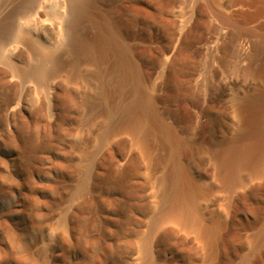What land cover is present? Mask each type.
Wrapping results in <instances>:
<instances>
[{
    "label": "rangeland",
    "instance_id": "374dc122",
    "mask_svg": "<svg viewBox=\"0 0 264 264\" xmlns=\"http://www.w3.org/2000/svg\"><path fill=\"white\" fill-rule=\"evenodd\" d=\"M17 1L0 0V27L1 24L7 26L9 21L16 22V17L22 16L19 10L16 11L19 9L17 3L24 5L25 1L27 5L33 0ZM94 1L98 7L104 6L105 12L111 9L108 15L132 46L135 58L141 62L145 88L149 87L173 130L188 142L184 152L193 156L192 161L187 162L189 174L213 189V196L203 202L205 217L210 222L217 213L225 211L222 201L226 202L229 197L219 187L210 156L233 132L236 117L233 104L237 95L239 100V96L252 87L244 68L255 55V47L243 59L239 58L231 49L238 44L233 26L226 25L203 6L192 14L195 17H191L188 15L191 14L190 0ZM42 4L46 5L47 12L42 7L39 15L47 20L50 16L48 24L56 27L55 14L61 10L63 0H43ZM231 4L233 8L237 7L235 0L223 2L226 13L227 10L234 13ZM239 5L234 15L241 19V11L246 12V8H239ZM181 7L184 11L180 10ZM188 17L193 21H188ZM260 17L248 19V27L264 31V16ZM185 20L187 23H181ZM179 26L187 28H183L177 41L175 36H178ZM255 34L249 39L257 42L254 39L259 35ZM220 35H224V39L219 41L216 49L212 45L215 36ZM22 52L16 63L19 67H29L34 59L28 52ZM3 60L0 58V264H27L22 262L21 248L24 245L33 258L28 264H117L118 261V264H141L137 243L150 234L156 255L153 264H247L253 251L251 240L258 231L255 228L264 218V202L254 199L253 190L256 186L264 187V178H258V181L243 170L244 183L234 189V194L231 193L232 216L218 235L217 250L212 251V254L217 251L216 259L209 255L211 257L206 260L204 253L207 252L194 233H185L171 223L153 226L159 198L156 181L172 169L166 159L167 145L163 140L153 141L156 151L149 164L138 152L130 134L121 132L115 137L110 136L107 110L109 106L113 107L119 96L116 76H111L113 73L107 74L102 84L93 69L86 66L75 80L64 73L57 75L50 90L58 117L50 121L46 113L49 89L37 80H21ZM222 85L226 87L223 93H218ZM102 86L110 94L105 104L102 89H99ZM198 98L199 101L195 100ZM6 108L12 109L15 116L8 117ZM58 162L66 167L60 169ZM81 176L85 181L82 198L71 199L72 187ZM53 181L62 184L60 193L52 188ZM73 199H77L76 203ZM257 205H261L260 208ZM63 214L69 217L68 232L61 228ZM219 240L222 242L218 245ZM16 256L20 263L14 261ZM151 263L147 261L145 264Z\"/></svg>",
    "mask_w": 264,
    "mask_h": 264
},
{
    "label": "bare ground",
    "instance_id": "6f19581e",
    "mask_svg": "<svg viewBox=\"0 0 264 264\" xmlns=\"http://www.w3.org/2000/svg\"><path fill=\"white\" fill-rule=\"evenodd\" d=\"M28 1L26 2L28 3ZM42 1L43 0H33L31 4L28 3L29 5H25V1L24 5L17 3V5L19 4V9H15L16 11H20L19 13L22 15L20 17L21 19L19 17H16V19L18 18L17 21H9L10 23H8L7 26H4L5 24H1V60L3 57V61H5V64L9 66L8 68H11L12 71L16 73V75L19 76L21 80H37L47 89H49V99L48 97L46 98L48 99V107L46 106L48 108V112L46 113L48 114L50 121L57 120L58 117V108L56 109L57 105L55 106L52 101V94L50 90L51 85L54 79H56L55 77H57V75L64 73L68 76V78H72L75 80V78H77L79 75L78 73L82 70V67L86 66L93 69L98 80L102 84V82L107 79V77L105 79V76L107 74V76H109V73H113L111 76H116V86L119 90V96L115 98L116 100L114 99L115 103L112 108L109 106V109L108 106L105 105L109 109L107 110V118L109 123L110 136L115 137L121 132L130 134V138H132L133 142L137 145L136 147L139 148L138 152L140 151L139 153L142 154V156L147 162H149V164H151L150 160L154 156L153 153L156 151L153 141L160 140L161 142V140H163L167 145V149H165L167 150V152H165L167 153L166 159L168 160V163L171 164L172 169L170 170V173L166 172L163 175L161 174V178L158 177L159 180L156 181L159 185V190L157 191L159 194V198L157 197L158 203L156 207V215H154L155 218L153 221V226L157 225L158 227H161L164 224L171 223L177 226L178 228H181L182 231H185V233L186 231L194 233V235L199 239L197 240L200 241V243L203 245V250H206V252L208 253L207 254L203 252L204 254H206L205 259L211 257L209 255H214L211 258H215V254L217 252V249L215 247L217 244L218 235L220 234L221 229H223L222 227L226 223V220L229 219L233 213L232 205L234 203L232 204L233 199L231 193L234 194V189H238V186L244 183V179L242 176V172H244L243 170H247L249 172L247 173L250 174V176L252 177H256L258 181V178H261L262 180L264 178V31H259L258 29L250 28L252 26L248 27L249 25L247 24L249 23L248 19L254 20L256 19V17L258 18L260 16H264V0H235L237 7L233 8V4H231V8L237 11L238 4L241 5V7L239 8L243 9L244 7V10L246 8V12L240 10L243 13V15H241V19L237 18V16L234 15V13L236 14V12L233 9H229L230 11L233 10V14H231L228 10V13L225 12L226 9L224 7L226 6L223 7V2L225 0H190V5L185 2V4H187V7L189 5V10L191 14L188 15H190L191 17H195L192 14L195 13V10H197L198 7L203 6V8L205 7L211 14L213 13V15H217L221 19L220 21H222L226 25H231V27L233 26V29H235L234 31H236L238 36V44L236 43V45H233L231 43L234 47L231 48L229 45L228 47H230L233 50L231 51L236 53L239 58L243 59L246 53L250 51L253 47H255L254 49H256L255 55L247 61L246 67L244 68L245 74L252 82V87L246 89L239 96V100L237 95L235 104H233L236 114L233 132L228 138L226 136V138L223 139L221 143L219 142L220 146H218L217 150L214 151L215 153L213 154V156H210V158L213 159L211 160V162H213L211 165H213L215 173L217 175V179H219V187L221 188V190H223V192L228 193L229 196L226 199V202L222 201L223 203H225V211L223 213H217L213 220H211L212 218H209L210 222L207 221V217H205L206 214H204L205 210L203 209V202L208 200L210 196H213V189H211V187H209L207 183L202 182L204 183L202 184L197 181L193 177V175L191 176V174H189L187 168V165L189 163L187 162L190 160L192 161L193 156H187L184 152V148L187 147L186 145L189 144L177 134L178 132L176 133L175 130H173L171 124H169L167 119H165L166 117H163V112L159 108V104L157 103L153 93L151 94V92L149 91L150 89H148L149 87L147 89L145 88L147 85H144L145 73L140 64L141 62H139L137 58H135L131 48L132 46H130V43L126 40V38H124L116 22H114L111 16L108 15V11H110L111 9L107 10L108 13L103 11L104 6H101L102 8L98 7L99 4H96V1L94 0H63V6L61 4V10H59V8L58 13L55 14L57 18V25L56 27H53L52 25L48 24L49 22H47L50 16H48L47 20V18L42 19L39 15V11H41L42 7L47 12V7L46 5L42 4ZM176 1L178 2V0ZM17 2H19V0ZM9 6L10 5H8V8ZM52 9L54 8L52 7ZM52 9L50 10L53 11ZM184 9L187 10L185 6ZM177 10L175 9V12H177ZM180 10L182 11L183 8ZM33 12L37 14L36 16L34 14V17H32ZM46 14L48 15V13ZM15 15L17 16L18 14ZM41 15L43 14L41 13ZM51 16L53 17L54 15ZM188 19L192 20L190 17H188L187 20ZM3 20L5 21V19ZM253 22L254 21H252V23ZM181 23H187V21ZM187 25L188 27L190 26L189 24ZM180 28V31H177L178 36H175L177 38V41L180 39L184 31L183 28ZM255 33L259 35L257 39H254L257 40V42L252 41L251 38L249 39V37H252V34ZM257 34H255V36ZM175 37L174 39H176ZM215 37L217 38L212 46L217 49L220 45L219 41L221 39H224V35ZM208 46L207 48H209ZM172 50H175V46L172 48ZM228 50L230 49L228 48ZM22 51H26V53L28 52L31 58L34 59L33 64H31L29 67H23L22 65V67H19L16 63V58L20 56L21 53H23ZM238 57L236 59H238ZM167 63H165V66ZM13 75L15 77V74ZM220 87L222 89L219 88L218 93L222 92L225 89L226 85H222ZM99 89H102L101 96L103 98L102 101L105 104L106 99L108 96H110V94H108L107 90L105 89V86H102ZM191 96L194 97L193 94H191ZM195 100L199 101V98ZM200 102H202V100ZM14 108L15 106H13L12 109ZM12 109L7 110L6 108V110L8 111V117L9 115H14V113L11 112ZM4 113L6 112L4 111ZM50 126L51 125L49 124L48 128ZM58 165L61 164L59 163ZM62 167L64 168L66 166L62 163L60 169L63 170ZM52 183V188L55 190V192L61 191L62 184H59L56 181H53ZM84 186L85 181H82L81 176L80 179L78 178L76 180L74 186H71L73 189L72 192L70 191L71 197H69L71 199L77 198L80 200V198H82V191L85 189ZM262 190H264V187L262 186H256L253 190L254 199L261 203L264 202V192ZM241 196L242 198L247 197L246 195ZM74 199L73 201L75 202L77 199ZM252 205L254 206L255 204ZM260 206L258 207L257 205L258 208H260ZM252 209L255 208L252 207ZM234 210H236V207ZM63 216H61L62 219L60 218L62 225L61 228L64 232H68L70 227L68 220L69 217H67L66 215L64 217ZM257 217L259 218V215ZM256 221L258 222L259 220ZM260 222V225L255 228V230L258 228V231L256 232V234H254L255 236L253 240H251L253 241V251L250 256V259H247V264H261V261H264V218ZM152 230H154V228ZM152 238L153 237H151L150 234L146 236L142 241H136L138 242L137 244L140 248V254L142 256L141 264H145L147 261L148 263H151L152 261L155 263L154 259L156 255ZM221 242L222 241H220L218 245ZM22 247V257L23 259H25H22V262L26 261L27 264L31 263V261H33V258L31 256V253L29 252V248L25 245ZM213 249H216V252L214 251V254H212ZM18 258L16 256V259L14 258V261L19 262ZM5 263L7 264L8 262ZM118 263L119 261L117 262V264Z\"/></svg>",
    "mask_w": 264,
    "mask_h": 264
}]
</instances>
